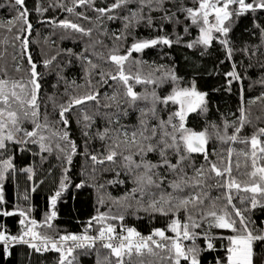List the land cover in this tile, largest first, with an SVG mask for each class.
Returning <instances> with one entry per match:
<instances>
[{"label": "snow or ice", "instance_id": "6c2138e0", "mask_svg": "<svg viewBox=\"0 0 264 264\" xmlns=\"http://www.w3.org/2000/svg\"><path fill=\"white\" fill-rule=\"evenodd\" d=\"M166 4L172 7H165ZM10 7L16 14L7 21L8 31L12 32L16 22H19L13 35V44L19 47V59L15 54L11 56L14 65L11 75L9 66L0 65V184L9 174L15 183L17 167L14 156L17 153H27L32 157V164L20 167L19 171L26 174L33 190L43 183V180L34 178L36 157H39L41 164L48 159L42 153L51 155L55 150L56 159L60 161V175L58 181H53L55 191L48 195L47 210L39 221L30 216L31 205L22 207L13 204L8 208L0 194V217H18L16 233L0 224V254L7 258L11 248L23 245L28 250L26 264H31L33 252L43 255L49 250L58 254L55 264H75L74 250L87 252L96 248V264H132L133 254L137 258L145 254L154 257L148 264H202L201 254L216 252L215 241H219V249L223 254L216 257L214 264H264V220L257 224L252 219L253 210H264V127L257 128L250 137H238L241 128L251 124L245 115L243 90L236 119L229 122L222 115V127L211 122V132L207 124L204 129L197 131L188 127L186 120L191 113L203 116L209 109L210 101L209 93L197 87L195 68L193 76L183 86H180L183 78L172 68L164 71V65L152 68L147 76L142 77L139 67L147 62L136 59L138 71L135 76L126 74L124 70L133 53H141L155 45L171 47L174 42L183 43L187 49L204 56L215 41L222 47L226 60L232 64L231 70L224 73V90L231 92L233 83L242 79L236 70L233 52L240 51L251 59L258 47L264 48V27L257 24L255 16L252 26L259 30V45L245 43L242 48H233L230 45L232 17L264 11V0H194L191 7L185 6L182 0L179 7L176 6V0H100L99 6L96 0H68L67 4L64 0H58L55 5L49 3L48 7L59 8L61 12L92 22L93 26L86 28L67 17L48 18L47 23L53 29L60 28L68 34L61 36V39H73L74 34H79L83 46L79 52H74L72 48L60 49L57 54L48 55L39 62H34L29 50L28 33L33 26L29 21L30 12L25 0H12ZM34 10L38 16L46 11L41 7L40 0H36ZM87 12L94 13V18ZM152 13L159 15L154 16ZM177 13L183 19H179ZM105 21L120 22V28L109 37L113 40V47L107 49L106 55L95 49L103 41L92 39L94 29L101 36L109 35ZM157 21L171 24L172 32L150 39L136 38L135 29L141 24L163 33L162 25L154 27ZM180 25H183V34H190L194 28L197 33L195 38L185 41L184 35L177 31ZM3 26L0 24V27ZM128 36L132 37L130 44L123 42ZM84 38L91 42L86 43ZM32 43L36 41L32 40ZM104 47L107 48V45ZM249 47L252 49L251 56ZM61 53L69 57V60H65V66L73 57L83 63L82 83L76 87H85L83 80L87 78V92L73 95L66 89L64 95L67 99L62 102H57L54 95H49L41 121L39 92L42 73L39 68L42 65L47 70ZM0 56H3L2 52ZM93 56L103 63L94 62ZM224 62L220 61L221 64ZM259 66L264 68V63ZM57 67V80H65L70 86L75 84L74 80H66L63 67L59 64ZM157 71L160 72L159 76H155ZM92 75L98 76L95 87L90 78ZM169 79L171 87L163 95H158L155 89L137 93L131 83L134 80L138 85L155 84L160 87ZM258 82L264 85V77ZM104 86L111 89V95H104L106 101H111V104L103 105L106 109L115 105L119 112V104L125 103V100L127 106L132 108H136L138 101L147 104L137 110L135 124H121L118 115L109 114L107 127L102 126L94 133L91 131L93 118L85 114L83 108L87 102L94 101L96 115H100L99 89ZM248 86L252 87L251 84ZM52 87L55 89L57 85L53 83ZM120 88L124 99L118 102L117 89ZM212 91L217 89L213 88ZM261 97L264 98V93H261ZM255 99H250L249 104ZM49 102L53 107L51 119L47 112ZM78 109L80 116L75 118V123L80 129L82 145L71 135V117ZM123 115H129L127 109ZM113 123L117 125L115 129L112 128ZM213 135L221 142L238 141L247 145V150L238 152V156L244 158L246 169L244 174L247 179L243 184L232 175L231 156L234 149L231 146L227 148V166L224 165L223 151L218 154L214 149L212 152V156H217L220 161L219 165L210 158L206 145ZM94 138L102 142V150L89 147ZM76 155L91 163V175L82 168L80 175L87 179L74 182L70 179V166ZM197 157L202 160L199 167L196 166ZM98 170L114 175L99 183L96 180ZM47 171L49 176L53 174V168ZM73 183L75 189L85 186L93 189L95 203L105 208L101 211L97 207L96 214L84 223L80 233L61 232L52 223L57 216L58 201ZM129 184L131 187H128ZM106 185H119L126 190L118 196H111ZM213 188L220 189L222 195L211 196ZM234 195H239L241 204L247 202L243 211L234 203ZM22 199L26 201L27 195H23ZM129 212L133 216L138 212L158 214L167 218V224L163 228L153 227L147 235H142L136 228L124 224ZM42 227L46 231L40 232ZM257 242L260 245L259 253L254 250ZM100 248L107 250L102 258L99 256ZM137 264H144V261L140 259Z\"/></svg>", "mask_w": 264, "mask_h": 264}, {"label": "trees", "instance_id": "16d2710c", "mask_svg": "<svg viewBox=\"0 0 264 264\" xmlns=\"http://www.w3.org/2000/svg\"><path fill=\"white\" fill-rule=\"evenodd\" d=\"M58 0H40V5L42 8L46 9L42 15L38 16L35 12L36 0H25L26 6L30 12L29 21L32 24V29L29 35V50L32 53V58L34 62H39L48 55L57 54L60 49L72 48L74 52H79L83 44L80 42L81 37L79 34H74L73 39H61V36L68 35L65 30L53 27L47 23V19L55 16L57 19L65 18L72 19L75 22L80 23L84 27H92L93 23L87 20H80L77 17L68 14L67 12H61L59 8L48 7L49 3L55 5ZM97 6H99L100 0H96ZM181 0H176V6L179 7ZM185 6H193L194 0H182ZM64 3L67 4L68 0H64ZM12 0H0V24H3V27H0V52L3 53V56H0V65L9 66V74L11 75V67H14L11 56L15 54L17 59H19V47L18 45L13 44V35L17 27H19V22H16L13 27V31H8L7 21L11 19L16 13L10 7ZM106 6V5H105ZM86 7V6H85ZM165 7H172L170 4H166ZM83 10V9H81ZM87 15L94 18L95 14L92 12H87ZM156 16L159 13H152ZM253 16L256 17L257 24H260L264 27V11L257 10V12L246 13L239 18L235 16L232 17V31L230 33V45L233 48L239 49L244 46L245 43L248 45L257 44L259 45V30L252 26ZM179 19H183V16L177 13ZM94 22V21H93ZM107 25V30L109 35L101 36L99 31L96 29L93 30L92 39H100L103 41V44L96 45L95 49L97 51L107 54V49L113 47V40L110 39V35L114 30L120 28V22H108L105 21ZM159 25L163 26V33L155 31L141 24L137 29H135V36L137 39H150L157 37L160 34L169 35L172 32L171 24H168L163 21H157L154 24V27ZM103 28V26H101ZM247 29V31H245ZM177 31L180 34H183V25L178 26ZM196 30L192 28L190 34H183L184 40L194 39L196 36ZM45 37L48 39L46 40ZM175 40V37H172ZM32 40H35L36 43L33 44ZM86 43L91 42L88 38H84ZM126 44L132 42V37L128 36L124 41ZM107 45V48L104 46ZM249 55L251 56L252 49H248ZM226 54L223 52L222 47L219 46L215 41H213L208 52L204 56H200L199 52H193L183 46V43L177 44L173 43L171 47L166 45H155L143 50L141 53H133L132 59L130 62H126L124 70L126 74L131 73L132 76L137 74V66L135 64L136 59L145 61L147 63H142L139 67V74L147 76L152 68L158 65H164V71H168L169 68L175 70L178 76L183 79L180 82V86H183L188 79L193 76V69L195 68V78L197 82V87L199 90L206 91L209 93L208 100L210 101L209 109L203 116L198 115L197 113H191L190 117L186 120V125L193 128L194 130H202L205 128L206 124L208 125V131L211 132V122H215L217 125H221V116L231 122L239 116L237 109L241 105V89L243 90V106L245 110V115L251 121V124H245L241 128V132L238 133V137L243 139L245 137H250L251 134L260 127H264V98L261 97V93H264V85H261L258 80L264 77V68H261L259 65L264 63V48H257V53L254 57L249 59L245 57L240 51L233 52V58L236 64V70L238 74L242 77L239 82H234L232 85V91L228 92L224 89L226 88L224 73L231 70L232 64L228 62L225 58ZM93 61L96 63H103L102 61L96 60L92 57ZM65 60H69L65 54L61 53L57 55V60L49 66L47 70L41 65L39 71L42 73L41 77V89L39 92L40 96V119L43 121V116L45 112V102L49 95H54L57 98V102H62L67 99V96L64 95L65 90L73 95H77L83 92H87L88 79L83 80L85 87L78 88L77 85L82 83L81 77L83 76V63L77 62L75 58H71L70 63L65 66ZM221 60L225 62L220 63ZM59 64L64 68L63 75L66 80H74L75 84L71 86L65 82V80H57L56 72L59 71L57 67ZM249 64L252 66L249 67ZM246 69V71H245ZM105 70H108L105 67ZM92 70L90 69V72ZM96 71H99L97 69ZM160 72H155V76H159ZM246 77V78H245ZM91 81L93 87H95V81L98 79V76L92 75ZM55 83L57 87L53 89L52 85ZM111 84L112 81H109ZM133 84V90L137 93L150 92L153 89L157 92L158 95H163L171 87V80L160 87L153 85H138L135 84L134 80L131 81ZM249 84L252 85L249 88ZM216 88L217 91L213 92L212 89ZM118 96L117 101L124 99L122 88L117 89ZM107 93L111 95V89L107 86H104L99 89L100 94V115H96L97 108L95 102H87L83 108L85 114L93 118V125L91 131L94 133L99 128L108 126V115L116 114L120 117L121 124L132 125L136 123L137 110L141 107H146L147 104L143 101H138L136 108L128 107L125 103L119 104L120 111H116V106L112 105L109 108H104L105 103L111 104V101H106L104 95ZM257 98L252 104H249V100ZM127 109L129 115L124 116L123 112ZM53 111L52 104L49 102L47 104V112L50 114ZM80 116V110L78 109L75 114L71 117V135L72 138L79 144H83L81 138L80 129L75 123V118ZM103 117V119H102ZM83 123V121H82ZM30 128L31 125L29 124ZM117 125L112 124V128L115 129ZM222 127V125H221ZM228 134H231V128L228 129ZM231 146L234 151L231 156V169L232 175L243 184L247 179L245 176V167H244V158L238 156L240 150H247L246 144H241L238 141L230 142H221L216 139L213 135L209 139L206 148L211 159L220 164L217 156H212V152L215 149L218 154L223 151L224 165L227 166L229 163V158L227 155V148ZM90 148H99L102 150V142L96 140L95 138L90 142ZM83 148L81 147V151ZM48 157L43 164L39 162V157H36V166L34 170V178L36 180H43L41 185L33 186L31 182L27 180L26 174H21L19 171L20 167H24L32 164V157L30 154L21 155L17 153L14 156V162L17 167L15 173V183H13V176L9 174L6 177L4 183L0 184V194L3 195L4 200L8 206L11 208L13 204H19L22 207H28L31 205L32 212L30 216L39 221L47 210V197L48 195L55 191L56 185L53 183L54 180H59V169L60 161L56 159L55 150L51 155L48 153H42ZM151 155V154H150ZM155 159V157H152ZM202 160L197 157L196 166L199 167ZM240 164L239 170L237 169V164ZM48 168H53V174L48 175ZM89 172L91 175V163L86 161L83 157L76 155L73 157V162L70 166V179L74 182L80 179H87V177H82L80 175L81 169ZM113 173H105L102 170H98V175L96 180L99 183H103L105 180L112 178ZM123 176V173H121ZM128 187H131L129 184ZM107 192L111 196H118L126 189L121 188L119 185L113 187L111 185H106ZM27 195L28 199L25 201L22 199L23 195ZM210 195L215 197L222 195L220 189L213 188L210 191ZM250 195V194H249ZM233 201L237 207L242 211L247 206V202L244 204L240 203L239 195H234ZM100 207L101 211H104L105 208L98 206L95 203L93 189L85 186L81 189H75L74 183L70 185L69 190L62 194V198L58 201L56 205L57 216L53 219V225L56 229L61 232H72L80 233L83 231L84 223L89 220V218L96 214V208ZM116 209L114 208V211ZM248 215V213H245ZM18 217H0V224L6 225V229L12 233H16L18 225L16 220ZM252 219L256 221L257 224L261 220H264V210L259 208L253 210ZM124 224L128 227H134L142 235H147L151 232L153 227L163 228L167 224V218L157 215H149L144 212H138L136 216L127 214L125 216ZM40 232L46 231L43 227L39 229ZM119 231V227H117ZM171 235V233H166ZM217 248L216 252H203L201 254L202 264H214V261L218 255H222V250L219 249V241H215ZM257 253L260 252V245L257 242L254 249ZM28 250L26 246H14L10 249V255L5 258L0 254V264H26L28 260ZM107 254V250L100 248L99 256L102 258ZM73 255L75 256V264H96L97 261V251L96 248L88 250L87 252L83 250H74ZM58 259V254L51 252L44 253L43 255L36 254L33 252L31 264H55V260ZM142 259L144 264H148V261L154 260V257H150L145 254L143 257L137 258L135 254L132 257V264H137L138 260Z\"/></svg>", "mask_w": 264, "mask_h": 264}, {"label": "built area", "instance_id": "2783aa9c", "mask_svg": "<svg viewBox=\"0 0 264 264\" xmlns=\"http://www.w3.org/2000/svg\"><path fill=\"white\" fill-rule=\"evenodd\" d=\"M20 246H23V245H20ZM48 252H51V250H49ZM47 253V252H46Z\"/></svg>", "mask_w": 264, "mask_h": 264}, {"label": "water", "instance_id": "95a60500", "mask_svg": "<svg viewBox=\"0 0 264 264\" xmlns=\"http://www.w3.org/2000/svg\"><path fill=\"white\" fill-rule=\"evenodd\" d=\"M190 115H191V114H189V117H190ZM189 117H188V118H189ZM188 118H187V119H188Z\"/></svg>", "mask_w": 264, "mask_h": 264}]
</instances>
